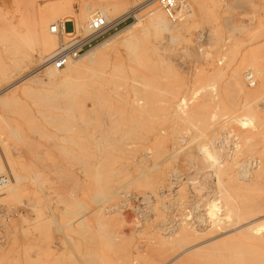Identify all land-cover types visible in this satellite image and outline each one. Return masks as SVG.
<instances>
[{"label": "rangeland", "instance_id": "obj_1", "mask_svg": "<svg viewBox=\"0 0 264 264\" xmlns=\"http://www.w3.org/2000/svg\"><path fill=\"white\" fill-rule=\"evenodd\" d=\"M56 1L0 0V15L32 37L31 55L35 22ZM254 1L189 0L163 49L150 28L81 78L48 83L46 71L0 97V176L14 186L0 191V264H264V10ZM107 2L114 21L145 0ZM45 59L0 66V91ZM99 73L110 92L92 107Z\"/></svg>", "mask_w": 264, "mask_h": 264}, {"label": "bare ground", "instance_id": "obj_2", "mask_svg": "<svg viewBox=\"0 0 264 264\" xmlns=\"http://www.w3.org/2000/svg\"><path fill=\"white\" fill-rule=\"evenodd\" d=\"M75 1L77 3H79V7L81 8V10H80L81 12H77L76 10H74ZM90 1H92V0H58L56 2H53L52 4H47L44 8L50 14L48 13L49 14L48 16H44L39 21L35 22V32H34V34H32L33 40L36 43V45L38 46L40 51L38 50L39 51L38 53H33L32 55L30 54V53H32L30 51V48L34 49V47H36V46H34V47L30 46V44H29L30 34H29L28 30L24 26H22V24L18 23L17 21L15 22L12 19H7L6 17H2L0 15V66L3 65V67L8 69L9 67H11L15 63L16 67L19 68L20 66H17V65H19V60L22 58L27 59V60L30 59V61H32L33 59H37V58H39L40 60L45 59L46 57L49 58V60L46 61V65H45V62L42 61L44 66H41V67L39 66L38 69L36 68V70H33L30 73H28V74L26 73L25 76L21 77L16 82L9 84L7 87L2 89L0 91V97L5 98V97H8L9 95H11V97H14L15 94L19 91L18 90L19 86L23 85L27 82L43 83L44 80H40L38 75L41 73H44L46 71L48 74L46 76L45 81L48 83H51L52 81H54L56 79H58V80L60 79L61 81L66 82L71 78L80 77L78 75L81 73H82L81 74V77H82L84 71H85V75L87 73L89 74V72L92 71V65L93 64H95L97 62H102L110 52L117 50L119 47L129 45L133 40H136L139 37V35H141L144 31H146L150 28L153 29L154 31H156V33H163V35L161 34L163 36V38L160 41H158V43H156L157 49H159V50L163 49V46L168 41V37L177 36V35H179V33H181L183 31V29H184V18L188 13V5H189V0H184V2L180 5L179 10L176 11L175 19H172L163 10V8L160 5H156L153 8H151V10L148 11L146 14L140 15L139 11L141 9L150 5L153 2H157L156 0H147V4H144L145 6L144 5L139 6L135 10H131L128 13L124 14L121 18L114 19V21H113V20H110L109 13H114L113 11L116 9H114L115 7H113V5H115L116 3L115 4L113 3V5H112L111 2H107V0H106V1H102V3L98 6H93L92 4H89ZM254 2H255L256 7H259V8L264 10V1L263 0H255ZM116 8H117V6H116ZM111 10H113V11H111ZM130 16L135 18V22L133 24L123 28L117 34L112 35L109 38L97 43L91 49L87 50L86 52H84L80 56L72 57L63 68L58 69L51 63V58L53 57V54L55 53L54 52L52 54V52L57 47V43H58V41H56V36L57 35L63 36L65 38V41L63 43L67 42V37L69 35H68V32L65 30V24H68L69 22L70 23L75 22V24H74L75 32L78 35H81L76 30H79V31L84 30L88 33L89 29H90V23L96 17H103L106 19V21L108 23H111L112 25H116V24L120 23L121 21L127 19ZM57 20H59L58 23H56ZM51 22H53L54 24H50ZM53 28H55L56 30L54 31ZM31 42H33V41H31ZM35 43H33V44L35 45ZM12 56H14V58H13L14 60H12ZM49 56H51V57H49ZM45 60H47V59H45ZM30 61H28L27 64H26V62H23L25 69L24 68L22 69V66L20 68L23 70V72H26V69L28 68ZM25 64H26V66H25ZM3 69L0 68V72L2 73V75L4 74V76H5L7 71L4 70V72H3ZM100 74L101 73H99V75ZM95 76H96L95 78L93 77L94 79L92 78L93 81L91 80L92 82H94L93 83V91L87 94L89 101L91 102L92 107L94 105L100 104L101 102H103V100H105V98H106L105 96L109 90L107 91L103 87L102 84H104L105 82H107V84H108L110 82L109 78L106 79L105 78L106 76L104 77V75L99 76V77L97 75H95ZM236 76L238 78L237 74H236ZM251 77L253 78L252 75H251ZM83 78H85V77H83ZM100 79L104 82L102 84L100 83L101 85L97 84V81ZM257 79H259V78H257ZM262 80L264 81V79H262ZM74 81H75V79H74ZM82 81H79V82L82 83ZM233 82L236 83V84L233 83V85H235L236 88H242V89L246 88V87H244V85L239 87V84L237 87V83H239V81L238 80L235 81L234 78H233ZM254 82L255 81L253 78V80L251 82H248V83L250 85H253ZM84 84H86V83H84ZM63 85H65V84H63ZM24 87H26V86L24 85ZM256 89H255V91H257ZM246 90L249 92V89H246ZM246 90L243 89V91H246ZM247 91H246V93H247ZM250 92H252V91L250 90ZM252 94H253V92H252ZM251 95H249V96H251ZM64 99H66V98H64ZM180 103H181V101H180ZM255 104H257V103H255ZM180 105H182V104H180ZM250 109H251V107H250ZM254 111H256V110H254ZM249 113L251 114L252 111L250 110ZM248 116H246V117H248ZM249 118L246 119L244 117L243 118L241 117V119H237L236 121L241 123L242 125H244L247 123L251 124V123H253V121L258 120V119L256 120V117L254 118V114L252 115V117L250 119ZM233 121H235V120H233ZM257 122H255V123H257ZM203 153H204V156H206V157H207V155H209L208 157H213L214 151L211 152L210 150H206V148H205L203 150ZM204 156H202V157H204ZM206 157H205V159H207ZM210 163H211V160H210ZM261 166H263V165H261ZM0 191H2L4 193H8V194L14 192V186H12V184L10 183L8 178H6L5 176H2V175L0 176ZM218 205H219L218 203H215L213 201L210 204V208H209V216L214 218V220L217 219L216 221H220V219L218 220V217H219V212H218L219 206ZM256 230H257L256 232H258V231L260 232V231L264 230V225L260 224L259 227H256Z\"/></svg>", "mask_w": 264, "mask_h": 264}, {"label": "built area", "instance_id": "obj_3", "mask_svg": "<svg viewBox=\"0 0 264 264\" xmlns=\"http://www.w3.org/2000/svg\"><path fill=\"white\" fill-rule=\"evenodd\" d=\"M156 1L172 19H175L176 11L179 10L180 5L184 2V0ZM144 4H147V0H145ZM72 25V30L68 32L69 36L67 37V42L62 43L51 58V63L58 69L63 68L72 57L80 56L87 51L86 49H91L93 47L92 45L101 37H104L113 30H117L119 24L112 25L111 23H108L105 18L96 17L90 23V29L86 35H78L75 32L74 24ZM53 30L55 31L56 29L53 28ZM247 78L248 82L253 80L251 75Z\"/></svg>", "mask_w": 264, "mask_h": 264}, {"label": "crops", "instance_id": "obj_4", "mask_svg": "<svg viewBox=\"0 0 264 264\" xmlns=\"http://www.w3.org/2000/svg\"><path fill=\"white\" fill-rule=\"evenodd\" d=\"M67 24H65V27H66Z\"/></svg>", "mask_w": 264, "mask_h": 264}]
</instances>
